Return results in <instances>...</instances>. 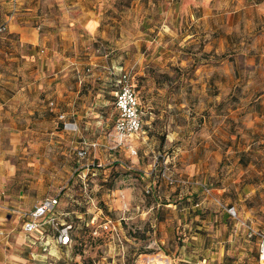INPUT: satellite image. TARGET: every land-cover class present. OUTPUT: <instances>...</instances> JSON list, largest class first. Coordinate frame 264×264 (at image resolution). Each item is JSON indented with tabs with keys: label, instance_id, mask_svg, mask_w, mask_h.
Masks as SVG:
<instances>
[{
	"label": "rangeland",
	"instance_id": "rangeland-1",
	"mask_svg": "<svg viewBox=\"0 0 264 264\" xmlns=\"http://www.w3.org/2000/svg\"><path fill=\"white\" fill-rule=\"evenodd\" d=\"M200 1L0 0V25L22 20L40 35L34 48L11 45V57L22 53L25 59H5L0 53V264H145L143 254L148 250L163 254L159 247L163 252L169 248L168 257H176L175 246L185 238L181 233L184 218L179 215V208L188 204L182 199L185 193L198 194V202L212 196L213 209L234 206L237 211L235 204L243 210L252 208L258 222L255 228L264 232L263 151H247L241 162L236 154H228L233 168L224 173L240 176L246 171L258 177L255 196L244 198L248 188L241 189L237 182L218 192L214 189L220 186L219 180L180 172L177 150L200 145L203 138L196 124L189 126L196 133L188 138L165 133L151 137L144 132L132 142L136 154L113 147L109 136L116 116L114 80L119 71L134 73L143 105L147 89L137 80L143 77L139 72L145 73L147 85L152 76L164 81L167 70L174 97L186 91L194 70L205 59L199 49L207 38L200 43L185 41L179 30L191 22L189 29L196 27L198 10L193 3ZM82 10L93 21L99 19L96 34L74 20ZM161 22L166 27L158 33ZM9 35L7 31L0 35V46ZM179 70L184 74H176ZM58 82L62 88L55 99ZM59 114L75 127L66 129ZM176 117H171L173 123L189 120ZM92 142L97 143L94 149L87 146ZM206 142L201 144H210L208 138ZM81 146L88 147L84 159L76 155ZM9 169L13 174H8ZM174 195L176 201L167 202ZM45 196L54 198L61 221L72 225L68 245L57 244L55 230L46 228V249H40L38 241H28L21 231L18 207L34 205ZM153 205L161 212L159 217L154 211L150 216L154 227L147 220ZM236 217H230L229 224L238 226L235 241L242 244L247 263L257 258V239L247 235L246 226L251 223ZM105 220L111 221V229L102 227ZM19 235L25 236L21 244Z\"/></svg>",
	"mask_w": 264,
	"mask_h": 264
},
{
	"label": "crops",
	"instance_id": "crops-1",
	"mask_svg": "<svg viewBox=\"0 0 264 264\" xmlns=\"http://www.w3.org/2000/svg\"><path fill=\"white\" fill-rule=\"evenodd\" d=\"M193 5L198 10L193 21L196 22V27L190 30L191 22L183 31L180 29V38L185 41L194 39L198 43L207 38V42L199 49V54H203L205 59L201 62L202 66L194 70L186 91L178 97H174L171 89L173 79L166 76L171 72L164 71V81L150 77L151 83L147 85L144 82L148 79L144 77L145 73L139 72L143 77H137V80H141V87L147 89L146 97H143L146 103H140L143 132L151 137L165 133L166 137L188 138L195 132L189 126L196 124V132L203 138L200 145L183 146L177 150L181 154V162L178 163L180 172L219 180L220 186L214 189L218 192H223L226 186L236 185L237 182L241 189L248 188L244 198H252L255 196L253 186L258 177L242 171L240 179L234 173H224V169L230 172L233 168V161H228L231 158L229 153L236 154L237 161L241 162L242 155L247 151L254 154L264 152V0H201ZM220 8H223L221 13ZM74 20L83 24L91 35L97 33L101 24L97 18L93 21L89 12L84 10ZM169 25L173 27L171 23ZM162 27L166 26L161 22V26L157 28L158 33H161ZM6 31L10 35L5 38V45L0 46V53L4 54L5 59L27 58L22 53L11 57L9 52L12 44L14 47L28 44L34 48L39 42L38 31L24 25L22 20H10L6 24ZM176 74H184V71L179 70ZM55 86L53 98L57 99L62 87L59 82ZM137 87L139 90L138 83ZM176 115L189 120L183 119L182 124L173 123L171 117L177 118ZM206 138L210 144L202 145V142L207 143ZM256 144H259V148H255ZM174 153L177 154L176 151ZM8 174H13L12 170L9 169ZM189 194L191 201L186 193L184 197L181 196L188 204L179 208V215L184 218L181 233L185 238L175 246L177 256L173 254L168 257L171 255L169 248H165L167 252H163L159 247L163 254L156 250H148L143 254L146 255L145 264H157V259H160V264H258L257 258H248L247 263H244L243 246L235 241L238 226L236 223L229 224L231 216L227 210L211 208L214 205L212 196L205 195L198 202V194ZM217 198L220 199L216 196ZM166 200L173 203L176 201L175 195ZM167 202H163V205H169ZM33 206L18 207L21 209L16 211V217L21 223L23 214ZM235 206L238 215L234 206L229 207H234L236 218L250 222L257 229V218H254L256 212L252 208L243 210L238 204ZM153 211L157 217L161 213L154 205L148 208L150 215L147 220L152 227L154 225L150 223V216ZM185 214H188L187 217ZM217 235L219 238L215 239ZM24 237L19 235L20 244L24 242ZM27 238L28 241L35 242L31 237ZM38 244L40 249H44L42 242ZM255 250L257 256V244Z\"/></svg>",
	"mask_w": 264,
	"mask_h": 264
},
{
	"label": "built area",
	"instance_id": "built-area-1",
	"mask_svg": "<svg viewBox=\"0 0 264 264\" xmlns=\"http://www.w3.org/2000/svg\"><path fill=\"white\" fill-rule=\"evenodd\" d=\"M6 31V24L0 25V35ZM116 86L114 90V110L116 116L112 134L113 147L122 146L129 152L136 154V149L132 145L134 139L141 137L143 132L142 124V109L136 91V84L134 81V73L127 70L119 71L117 78L114 80ZM59 119L66 129L72 130L75 126L64 120V115L59 114ZM96 142L89 143L87 146L95 148ZM87 146H82L76 151L79 159H84L87 154ZM98 165V164H97ZM85 168H88L86 165ZM167 179L172 182L171 179ZM56 202L53 197L45 196L34 204L33 208L23 214L21 223V230L25 235L31 237L32 240L42 242L43 248L46 249L47 234L46 228H52L56 232L55 241L59 245H68L71 242L70 231L71 223L61 221L59 213L55 210ZM228 214L235 218L236 213L234 207L227 208ZM102 227L104 229H111V221L105 220ZM247 235L249 237H256L257 239V261L259 264H264V232L254 229L251 226H246Z\"/></svg>",
	"mask_w": 264,
	"mask_h": 264
},
{
	"label": "trees",
	"instance_id": "trees-1",
	"mask_svg": "<svg viewBox=\"0 0 264 264\" xmlns=\"http://www.w3.org/2000/svg\"><path fill=\"white\" fill-rule=\"evenodd\" d=\"M115 90V89H114Z\"/></svg>",
	"mask_w": 264,
	"mask_h": 264
}]
</instances>
